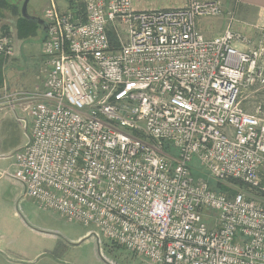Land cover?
Here are the masks:
<instances>
[{"label":"built area","instance_id":"2783aa9c","mask_svg":"<svg viewBox=\"0 0 264 264\" xmlns=\"http://www.w3.org/2000/svg\"><path fill=\"white\" fill-rule=\"evenodd\" d=\"M82 3L44 10L47 69L23 94L29 137L11 156L23 196L154 264H264V105H241L264 89V30L253 42L231 16L205 36L214 0ZM194 162L235 193L194 178Z\"/></svg>","mask_w":264,"mask_h":264},{"label":"rangeland","instance_id":"374dc122","mask_svg":"<svg viewBox=\"0 0 264 264\" xmlns=\"http://www.w3.org/2000/svg\"><path fill=\"white\" fill-rule=\"evenodd\" d=\"M47 1L28 0L27 14L44 22V10L49 7L44 8ZM9 2L17 7L15 12L5 11L0 19V37L6 35L11 40L12 55L17 57V63L12 61V55L6 57V66L3 67L6 85L0 87V108L9 104V107L0 109V251L10 259L45 254L40 264H54L48 258L59 259V264H154L103 237L98 239L91 233L94 227L63 219L53 210L24 197L22 185L10 176L13 171L11 156L28 142L29 137L30 119L23 94L38 88L34 89V85L38 83L39 72L46 66V57L42 53L45 28L39 24L35 36L19 39L16 29L17 8H21L23 0ZM77 3L83 9L82 0H77ZM2 26L8 30H2ZM43 81L44 78L39 88ZM8 93L13 96L6 98ZM243 97L245 99L241 105L248 112L260 103L264 105V89L252 94L248 91ZM201 176L208 179L207 176ZM229 185L245 189L237 183L230 182Z\"/></svg>","mask_w":264,"mask_h":264},{"label":"crops","instance_id":"0c3cea01","mask_svg":"<svg viewBox=\"0 0 264 264\" xmlns=\"http://www.w3.org/2000/svg\"><path fill=\"white\" fill-rule=\"evenodd\" d=\"M192 0H131L132 8L137 11L152 10H168L182 8L188 5ZM219 2L222 12L220 16L208 21L200 19L197 21L198 28L207 37H213L222 33L231 16L234 17L232 28L239 32L242 36L256 42L261 37V31L264 30V0H214ZM54 3L60 10H80L77 0H54ZM50 5L47 1L44 8ZM42 9V12L44 10ZM84 10V6H83ZM239 48H244L242 44H237ZM14 55V54H13ZM12 55V61L16 64L17 57ZM6 66V65H5ZM46 67V68H45ZM39 72L38 83L34 85V89L42 84L47 66ZM5 69V68H4ZM6 81L4 80L5 84ZM6 85V84H5ZM4 85V87H5ZM11 85V84H10ZM3 86V85H2ZM13 87L16 88L14 85ZM33 90V89H32ZM10 93L6 95L11 97ZM8 100V99H7ZM9 101V100H8ZM9 107L4 104L0 109ZM45 254L38 253L32 258L26 259H10L5 253L0 251V262L3 264H40L41 258ZM54 264H59V259L48 258Z\"/></svg>","mask_w":264,"mask_h":264},{"label":"trees","instance_id":"16d2710c","mask_svg":"<svg viewBox=\"0 0 264 264\" xmlns=\"http://www.w3.org/2000/svg\"><path fill=\"white\" fill-rule=\"evenodd\" d=\"M17 6H13V4H11V2H9V0H0V19L4 16V12L5 11H11V12H15ZM18 11V21H17V25H16V29H17V37L19 39H28L30 37L35 36V29L36 27L39 26V24L36 21H32L29 19H26L24 17H22L21 15V8L19 7V9L17 8ZM78 13L81 14L83 13V9L78 10ZM2 30L7 31V27L2 26ZM43 35H45V32L43 33ZM110 39L113 41L114 38L113 36L109 35ZM45 37V36H44ZM7 56L0 54V87H2L3 85V67L6 65V61H7ZM164 151L165 152H169L171 154H174V151L172 150V148L170 146H165L164 147ZM192 169H191V173L192 176L194 178H202L204 176H207L208 179H206L209 187H211L212 189H214L215 191L218 192H226L229 196H232L235 191L229 187L227 184L224 183H220V182H215L214 180H212L207 173H204L201 171L200 167L198 166L197 162H194L192 164ZM205 180V179H204ZM230 182L232 183H237L239 185H241V183H239L236 180H231ZM229 182V183H230Z\"/></svg>","mask_w":264,"mask_h":264},{"label":"water","instance_id":"95a60500","mask_svg":"<svg viewBox=\"0 0 264 264\" xmlns=\"http://www.w3.org/2000/svg\"><path fill=\"white\" fill-rule=\"evenodd\" d=\"M28 0H23V3L21 5V15L22 17L32 20V21H36L38 24L42 25L45 28L44 22L42 19L37 18L35 16H30L27 14L26 12V6H27Z\"/></svg>","mask_w":264,"mask_h":264}]
</instances>
